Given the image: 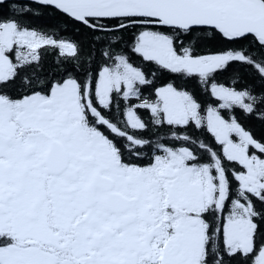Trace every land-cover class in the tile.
I'll use <instances>...</instances> for the list:
<instances>
[{"label":"flooded vegetation","instance_id":"obj_1","mask_svg":"<svg viewBox=\"0 0 264 264\" xmlns=\"http://www.w3.org/2000/svg\"><path fill=\"white\" fill-rule=\"evenodd\" d=\"M9 26L8 38L0 39V264H211L209 224L200 210L188 212L176 203L177 193L187 191L169 177L175 156L200 173L184 139L160 138L163 145L152 150L148 162L136 161L141 155L127 149L132 138L98 113L110 106L114 92L118 99L130 98L139 83L131 85L129 94L121 84L101 101L96 91L101 72L120 71L119 59L135 70L128 75L134 80L142 78L140 70L119 56L96 72L94 82L71 75L38 88L36 76L34 85L13 89L14 81L27 78L24 71L38 66V27L0 19V33ZM44 42L39 48L60 41ZM140 104L148 102L141 100L136 107ZM170 141L173 145L165 144ZM217 175L223 192L215 207L230 214L233 202L226 196L224 178ZM242 179L240 190L248 192V204H241L239 213L246 217L250 197L264 188L252 191ZM152 183L159 185L157 199L145 195L140 201L141 186ZM191 220L199 227L201 220L202 241L195 228L187 229ZM224 248L251 264V236L248 246L230 247L224 231ZM200 249L201 260L195 255Z\"/></svg>","mask_w":264,"mask_h":264},{"label":"trees","instance_id":"obj_2","mask_svg":"<svg viewBox=\"0 0 264 264\" xmlns=\"http://www.w3.org/2000/svg\"><path fill=\"white\" fill-rule=\"evenodd\" d=\"M260 1L264 4V0ZM4 18L17 19L21 24L38 27V34L42 37L50 41L71 42L74 48L72 54L60 52L56 44H44L38 48V66L23 73L28 78L25 79L28 85H24L25 80L19 78L14 81L13 89H16L15 85L18 84V90L22 91L23 86L26 89L32 83L34 85L37 77L38 88L45 87L52 80L71 75L78 79L88 77L94 82L97 71L113 58L124 56L142 73V80L136 85L138 92H134L127 99L116 98L114 92L110 106L98 113L108 123L119 126L124 135L136 141H131L127 146L129 151L135 152L137 156L141 155L136 161L148 162L150 158L147 157L149 154L153 155L152 150L163 145L160 138H183V146L195 156L191 163L205 167L213 175L221 173L225 181L226 196L233 202V209L239 208L241 204H248L245 201L248 192L240 190V178L246 174V168L228 158L223 144L209 131L206 115L209 111H215L223 121L238 125L255 143L246 147V154L250 158L264 156V44L252 36L228 41L209 28L183 31L144 25L143 23L154 21L132 16L87 18L91 25L99 28L93 30L51 7L22 1L0 3V19ZM129 23L133 24L112 30ZM103 29L111 31H102ZM142 31L166 35L178 53L188 52L192 56H232L205 74L169 69L137 52L136 44ZM217 86L239 94L242 102L222 105V101L215 97L212 91L213 87ZM162 87H171L188 95L197 106L196 120L189 119L183 125L166 122L162 112L153 109L157 102V91ZM141 100L147 101L148 104L136 107ZM130 109L135 112L141 123L138 128L125 126L129 123L126 115ZM173 143L170 141L165 144ZM241 193L243 195H240ZM250 198L253 225L250 256L251 264H255L256 255L264 248V192ZM219 212L220 210L212 205L200 215L209 224L206 230V253L212 261L210 263L250 264L249 258L228 254L224 248V225L230 214Z\"/></svg>","mask_w":264,"mask_h":264},{"label":"rangeland","instance_id":"obj_3","mask_svg":"<svg viewBox=\"0 0 264 264\" xmlns=\"http://www.w3.org/2000/svg\"><path fill=\"white\" fill-rule=\"evenodd\" d=\"M9 28L10 26L0 33V39L5 40L8 38ZM44 41L48 42L50 40L38 35V48ZM64 43L65 41L59 44L60 48L68 49ZM136 50L145 58L170 69L185 70L199 74H205L216 69L232 56L230 54L192 56L188 52L178 53L173 49L171 40L166 35L152 31H142L139 34ZM169 56H172V62H175L176 66H173L169 62ZM121 61L120 59L118 60V66L122 65L120 71L108 72L104 70L101 72L96 87L97 96L101 101L106 100L112 90L119 88L121 84L124 86L123 93L129 94L131 85L136 81L142 80L141 76H138L135 80L128 76L130 74L134 75L135 70L125 67ZM212 91L215 97L222 101V105L242 102L239 94L227 88L217 86L213 87ZM58 93L59 91L56 92V94ZM153 109L160 110L164 120L175 125L186 124L189 119L196 120L198 116L197 106L191 98L185 93L173 90L171 87H162L157 91V102ZM126 116L127 121L131 125L139 123L134 111H129ZM44 121L46 120L41 121V123H45ZM206 121L209 131L223 144L224 152L228 158L239 162L246 168V174H244L241 180L242 183L247 186L251 185L252 191H262L261 189L264 188V160L250 158L245 151L247 146L255 145V143L238 125L223 121L215 111L208 112ZM170 168L172 170L169 172V177L174 179L173 184L177 185V187H184L187 191V195H184L183 192L177 193L175 199L177 202H175L178 205L185 207L188 212H198L200 210V215L209 206H219V201L222 199L220 192H223V188L221 185L219 186L218 175H213L205 167H200V173L188 167L186 168L182 164L181 156H175L170 164ZM134 176H137V174H134ZM247 186L245 187L247 188ZM158 188L159 185L154 183L150 187L142 185L140 201L145 195H153L157 199ZM181 198H184L183 202L180 201ZM240 209L235 208L227 216V222L224 227L225 236L230 247H244V244L247 246L250 244V236L253 230V225L249 220L251 212H247L246 217H243L239 213ZM192 224L195 226H192ZM186 226L188 230L195 228L197 237L200 234V241H202L204 227L201 220L200 227L193 220L186 222ZM195 255L196 258H200L201 260V249L200 254H197L196 251ZM255 264H264V248L256 255Z\"/></svg>","mask_w":264,"mask_h":264},{"label":"water","instance_id":"obj_4","mask_svg":"<svg viewBox=\"0 0 264 264\" xmlns=\"http://www.w3.org/2000/svg\"><path fill=\"white\" fill-rule=\"evenodd\" d=\"M8 1L30 2L51 7L93 30H99V28L91 25L87 18H100L99 13L113 11L115 15L109 17L146 18L154 22L143 23L144 25L183 31L192 28H209L214 29L228 41L252 36L264 44V11L241 9L232 2L221 3L217 0H0V3ZM132 24H125L112 30L122 29ZM102 31H111V29ZM169 61L172 62V56H169ZM172 65H175V62H172Z\"/></svg>","mask_w":264,"mask_h":264},{"label":"bare ground","instance_id":"obj_5","mask_svg":"<svg viewBox=\"0 0 264 264\" xmlns=\"http://www.w3.org/2000/svg\"><path fill=\"white\" fill-rule=\"evenodd\" d=\"M221 3L232 2L241 9H252L256 11H264V5L259 0H217ZM115 15L113 11H104L98 14L99 17H109Z\"/></svg>","mask_w":264,"mask_h":264}]
</instances>
